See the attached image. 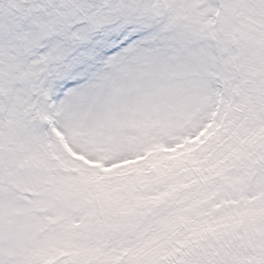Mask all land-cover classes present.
Returning a JSON list of instances; mask_svg holds the SVG:
<instances>
[{
  "label": "snow or ice",
  "instance_id": "snow-or-ice-1",
  "mask_svg": "<svg viewBox=\"0 0 264 264\" xmlns=\"http://www.w3.org/2000/svg\"><path fill=\"white\" fill-rule=\"evenodd\" d=\"M0 264H264V0H0Z\"/></svg>",
  "mask_w": 264,
  "mask_h": 264
}]
</instances>
